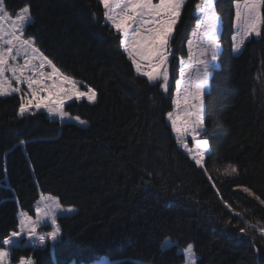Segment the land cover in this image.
<instances>
[{"label":"trees","instance_id":"trees-1","mask_svg":"<svg viewBox=\"0 0 264 264\" xmlns=\"http://www.w3.org/2000/svg\"><path fill=\"white\" fill-rule=\"evenodd\" d=\"M199 2L182 8L165 93L136 72L100 0H4L10 13L30 6L25 36L97 92L94 104L65 107L88 127L61 125L45 112L20 116V95L0 97V247L18 231L21 213L36 216L42 196L77 209L58 218L54 245L22 241L11 264H186L180 250L188 244L197 264H264V238L251 227H264V35L235 53L237 0L214 3L221 52L204 96L206 172L168 122ZM229 165L237 172L225 174ZM168 240L174 246L166 248Z\"/></svg>","mask_w":264,"mask_h":264},{"label":"snow or ice","instance_id":"snow-or-ice-1","mask_svg":"<svg viewBox=\"0 0 264 264\" xmlns=\"http://www.w3.org/2000/svg\"><path fill=\"white\" fill-rule=\"evenodd\" d=\"M100 3L107 21L121 34L123 46L136 72L147 77L148 81H159L158 86L167 91L168 61L173 55L170 41L185 0H100ZM195 7L201 13V19L197 25L198 30L193 32L194 40L188 42V71L181 68V77L186 79L178 82L176 100L177 108L181 104L184 108L182 113H168L172 130L186 149L188 137L195 140L203 130L204 89L208 82L209 67L215 61L219 50L217 30L220 18L215 11L214 0H200ZM33 22L30 6H24L18 13H10L4 0H0V96L22 93L20 116L34 114L33 107L37 110L46 108L49 114L64 120L69 117V113L65 111L66 101L86 99L94 104L97 101V92L94 88L80 90L78 82L44 55L34 38L25 37L26 28ZM235 27L237 35L234 37V50L239 53L249 38H260L264 35V0H237ZM46 66L51 69L50 72L43 71ZM21 85H26L27 92L23 91ZM179 89L183 90L182 96ZM75 119L81 124L86 123L79 116ZM197 143L198 147L192 158L203 168L208 141L201 140ZM235 172L237 168L234 165L225 169V174L228 175ZM244 191L255 195L248 188H244ZM41 200L43 208L37 207V219L33 220L31 216L22 213L19 230L12 231L3 240V244L11 245L13 238L22 235H27L29 239L37 238L41 244L49 239L52 242L59 240L61 228L57 223V212L71 213L74 209L62 208L58 197L42 196ZM260 203L264 204V199ZM46 221H50L52 230L38 234L37 228ZM251 227L256 228L264 238V227H260L259 222ZM239 231L246 232V229L240 228ZM182 251L186 254L188 264H196V253L192 244H188ZM10 255L7 248L0 247V264H10ZM19 264L34 262L21 258Z\"/></svg>","mask_w":264,"mask_h":264},{"label":"rangeland","instance_id":"rangeland-1","mask_svg":"<svg viewBox=\"0 0 264 264\" xmlns=\"http://www.w3.org/2000/svg\"><path fill=\"white\" fill-rule=\"evenodd\" d=\"M186 1L187 0H185V3H186ZM214 3H215V0H214ZM185 5V4H184ZM182 11V10H181ZM216 11V10H215ZM196 14L198 15V17H199V21H200V19H201V13H199L197 10H196ZM218 15V14H217ZM219 16V15H218ZM220 18V17H219ZM199 21H198V23H199ZM110 25H111V23L109 22V21H107ZM177 24H178V22H177ZM176 24V25H177ZM176 25H175V28H176ZM198 25V24H197ZM112 26V25H111ZM198 29H197V27H196V29L193 31V32H195V31H197ZM174 31H175V29H174ZM174 31H173V34H172V37H173V35H174ZM220 31H221V19H220V22H219V26H218V30H217V36H218V42H219V50H218V52H217V55H216V59H215V61H213L212 62V65L209 67V73H208V82H207V84H206V86H205V89H204V96H205V94L207 93V91H208V89H209V87H210V79H211V76H212V72H213V70L214 69H217L218 67H219V62H218V55H219V53L221 52V43H220V41H219V36H220ZM235 35H234V37H236V35H237V30H236V27H235ZM24 35H25V33H24ZM26 37V36H25ZM252 38V37H251ZM250 39V38H249ZM190 40H194V37H193V33H192V35H191V39ZM233 40H234V38H233ZM246 42V41H245ZM170 43H171V41H170ZM234 44H235V40H234ZM123 48H124V46H123ZM124 50H125V48H124ZM170 51H171V49H170ZM235 51V50H234ZM125 52L127 53V51L125 50ZM172 53V52H171ZM235 53H237L236 51H235ZM171 58H172V55L169 57V61H168V74H169V77H170V71H169V67H170V61H171ZM21 63L23 62L22 60L20 61ZM187 62H188V59L187 60H184V61H182L181 62V66H180V73H181V68H185V71H188V69L186 68V65H187ZM43 71H45V72H50L51 71V69L49 68V67H45L44 69H43ZM10 75V74H9ZM140 75V74H139ZM142 76V75H141ZM143 77H145V76H143ZM145 78H147V77H145ZM183 79H186V77H181V74H180V77H179V81L178 82H180V81H182ZM76 80V79H75ZM77 82H78V84H79V87H80V90H82V91H87V89L88 88H90L87 84H85V83H83V82H81V81H79V80H76ZM156 82H158V81H156ZM152 83H155V82H152ZM21 88L23 89V91L24 92H27V87H26V85H21ZM178 88H179V85H177V92H178ZM163 89V88H162ZM168 90H169V80H168ZM168 90L167 91H164V89H163V91L165 92V93H167L168 92ZM179 91H180V95L182 96L183 95V90L182 89H179ZM177 92H176V95H175V102H174V110H173V113H177V112H181L182 113V110H183V108H184V105L183 104H181L180 105V108L178 109L177 108V105H176V100H177ZM21 94L22 93H12V94H10V95H6V96H0V97H7V96H11V95H20L21 96ZM42 95H43V93H42ZM203 99H204V97H203ZM73 101H87L86 99H84V100H76V99H73V100H71V101H66L65 102V107H66V105H68L69 103H71V102H73ZM90 103V102H89ZM33 112H45V113H47L48 115H49V117L52 119V120H54V121H58L61 125H64V124H66V123H74V124H76V125H78V126H81V127H88V122L86 121V123H84V124H81L80 123V121H78V120H76L75 119V117L74 116H71V115H69V117H66L64 120H61L60 119V117L59 116H55V115H51V114H49V112L47 111V109L46 108H40L39 110H37V109H35L34 107H33V109H32V113ZM26 114H29V113H26ZM203 115H204V113H203ZM80 120H82V121H85V120H83V119H81L80 118ZM168 122H169V124L171 125V121L168 119ZM172 127V126H171ZM204 130H205V128L203 127V130L201 131V133H200V135L198 136V137H196V139L195 140H193L192 139V137H188V148L186 149V148H184L180 143H179V141L177 140V138H176V133L174 132V134H175V138H176V140H177V142H178V144H179V146H180V148L193 160V155L195 154V151L197 150V147H198V141H201V140H205L204 138H203V133H204ZM189 149H191L192 151H189ZM209 153H210V147H209V143H208V149H207V151H206V154H205V158H204V167L202 168L200 165V167L203 169V170H205L206 169V167H205V162H206V159H207V157H208V155H209ZM194 162H195V160H193ZM44 197V196H43ZM49 197V196H48ZM52 197H54V196H52ZM62 206V205H61ZM37 207H40V208H43V202H42V200L40 199L39 200V202H38V205H37ZM62 208H73L74 209V211L73 212H71V213H69V212H64V211H58L57 212V220H58V218L60 217V216H72V215H74V214H76L77 213V209L76 208H74V207H64V206H62ZM22 214V213H21ZM21 214H20V219H21ZM23 214H25V215H27V216H29L28 214H26V213H23ZM19 219V220H20ZM32 219L33 220H35V219H37V216H35V217H32ZM58 223V222H57ZM18 230H19V228H18ZM52 230V227H51V224H50V221H46L45 223H43L39 228H37V233L38 234H43V233H45V232H48V231H51ZM22 241H24L25 242V245H27V246H34V247H46V245L48 244V243H51L52 245H54L56 242H52L50 239L49 240H46L43 244H41L40 242H39V240L37 239V238H32V239H29V237L27 236V235H22L21 237H18V238H13V243L11 244V245H6V248L9 250V251H11V249H12V247H14V246H18ZM172 246H174V244L171 242V241H166V243H165V247L166 248H170V247H172ZM183 249H181L180 250V252L182 253V254H184L185 255V257H186V254L182 251ZM197 262H198V256H197V254H196V264H197ZM11 264V263H10ZM72 264H76V263H72ZM92 264H110L109 263V261L106 259V258H102L100 261H98V262H95V263H92ZM186 264H188V262H187V257H186Z\"/></svg>","mask_w":264,"mask_h":264},{"label":"crops","instance_id":"crops-1","mask_svg":"<svg viewBox=\"0 0 264 264\" xmlns=\"http://www.w3.org/2000/svg\"><path fill=\"white\" fill-rule=\"evenodd\" d=\"M37 209V208H36Z\"/></svg>","mask_w":264,"mask_h":264}]
</instances>
